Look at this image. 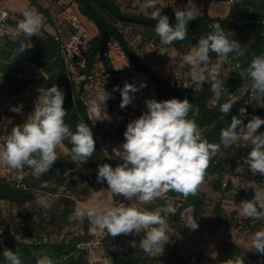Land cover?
<instances>
[{"label": "clouds", "instance_id": "9594fccd", "mask_svg": "<svg viewBox=\"0 0 264 264\" xmlns=\"http://www.w3.org/2000/svg\"><path fill=\"white\" fill-rule=\"evenodd\" d=\"M158 4L159 0H145L139 7L141 10L151 9L149 18L156 21L154 31L161 43L171 45L183 41L188 34L189 22L197 20L199 10L173 5V25L168 15L163 14L166 6ZM22 16L16 28L10 30L13 36L22 33L25 37L20 42L18 56L33 47L30 38L38 36L43 26V17L35 9H25ZM211 28L212 31L206 36L202 35L198 43L182 57L181 63L188 66L187 75L191 81L200 88L204 83H209V91L217 102L222 94L228 95L229 99L220 104V112L224 116L229 114L236 102L249 94L256 100V106L264 107V54L254 56L247 68L239 73L245 81L239 94H229L221 78L223 63L220 61L227 62L231 53L235 54L233 59H236L244 54L245 49L234 39L229 40L219 23L211 25ZM211 54H215L217 61L213 60ZM178 55L175 50L171 53L173 58ZM146 86V83H141L139 88ZM139 88L127 81L123 88L114 86L113 91H119L121 95V109L132 103ZM37 91L39 95L34 110L23 124L14 126L4 142L0 143V163L13 171L30 168L33 177L39 179L53 168L59 159L57 149L63 147L65 140L71 143V161L77 164H84L92 157L96 151V141L84 119L76 125L74 132L65 123L67 110L64 108L65 93L62 89L53 84ZM111 98V93L102 87L94 98L87 101V117L93 125L97 121L111 119L106 112L107 101ZM145 104L147 111L127 124L123 133L125 141L114 149L122 163L114 168L108 163L97 166L98 183L106 182L108 191L114 196L134 202L125 206L124 203L113 205L89 200L84 205L78 204L68 219L80 224L87 220L89 231L106 230L112 237L144 231L145 235L139 241L140 249L148 255H161L164 245L170 242L168 224L162 212L174 215L176 209L169 205L149 211L136 205L151 203L168 192H176L185 199L195 196L221 145L230 148L241 139L250 143L251 147L235 171L243 173L247 167L252 175L264 176V131H260L264 119L258 115H252L249 119L247 108L242 106L239 116H232L229 126L220 130V143L217 144L210 143L203 136L194 118L199 115V108L193 109L187 98L162 101L146 99ZM190 111L193 118H189ZM42 207L46 215L52 202L44 201ZM236 210L242 217L264 220V189H255L250 200H241L236 204ZM184 226L190 230L199 227L191 215L186 217ZM250 240L254 252L264 255V229L256 231ZM2 255L7 264H23L18 252L5 248ZM36 264H55V261L41 251ZM222 264H245V260L241 256H232Z\"/></svg>", "mask_w": 264, "mask_h": 264}, {"label": "trees", "instance_id": "16d2710c", "mask_svg": "<svg viewBox=\"0 0 264 264\" xmlns=\"http://www.w3.org/2000/svg\"><path fill=\"white\" fill-rule=\"evenodd\" d=\"M30 1L31 3H35L36 0ZM70 1L73 3L76 2L78 11L88 19H91L98 28L97 34L88 41V48L83 51L87 61V67L91 68L95 63L102 62L106 69H111L103 50L107 35H115L121 41L132 61L136 62L140 68L144 69L154 79L161 101L172 98L180 100L187 98L193 105V109L196 107L199 108V115L194 118L202 129L203 136L210 143H220V130L229 126L232 116H239V109L242 106L247 108L249 119L252 115H258L264 119V108L262 109L256 106V100L248 105L234 106L229 114L224 116L220 112V104L228 100L224 95L221 96V99L216 105L212 106L209 105L207 98L201 92L195 90L186 92L179 84L176 85L158 79L151 66L146 64L135 51H132L131 46L120 30V25H136L142 28L141 36L143 39L147 38L153 44L160 43L161 41L154 31L156 21L149 18L151 10L149 12L133 9L125 10L117 0ZM69 3H63V6ZM230 5L229 13L226 16L213 17L208 14L207 6L204 2L199 6L197 20L190 21L188 24L187 37L183 41L173 42L170 46L178 51L179 56H182L189 52L193 45L198 43L202 35L206 36L212 31L211 25L219 23L226 33L231 25L244 24L243 27L252 31L255 37L250 43L249 48L244 51V54L235 60L241 64L240 71L246 69L254 56L264 54V0H234ZM163 14L168 15L170 24H175L172 6L166 5L163 9ZM22 18V14H18L16 17L9 15L5 19V27L8 28V32L0 37V78L3 87L6 88V93L10 96L20 95L31 84V79L25 75L24 67L33 66L35 69L41 70L44 74L46 78L45 88L56 84L64 91V108L67 110L65 123L71 127V130L74 132L76 125L84 119L85 123L91 128L94 136V127H91L88 123V113L85 103L79 95V91H76L73 87L60 45L53 38L55 32L50 33L42 29L38 36L30 38L33 47L25 50L20 56L17 55L20 42L24 41L25 37L22 33L13 36L10 30L15 29L18 21ZM211 55L214 56L215 54ZM229 55L233 58L235 54L231 53ZM118 94H120L119 91ZM120 102L121 95L119 100L116 101L120 115V126L116 130H113V132H119L124 137L123 133L126 131L129 117L126 113V108L121 109L119 107ZM109 104L111 106L112 103ZM189 118H193L192 111L189 112ZM94 139L96 141V151L86 163L79 164L84 169V173L75 178L78 181L88 179L91 182H97L96 175L99 164L108 163L114 168L122 163L117 154L105 152L96 138ZM63 145L68 151L67 154L63 155L58 153L59 159L53 168L39 179L33 177L30 168L20 177H7L6 175L0 174V200L16 205H24L36 199L35 195L38 190L53 194L56 193L58 187H67V166L68 159L71 158L72 145L68 140H65ZM239 152H241L240 148L236 144L230 148H224L221 145L218 153L223 154L230 161V167L228 169L225 168L223 162L219 160L214 162L215 157L212 158L205 178H208V176L211 177L210 186L213 190L222 193L223 188L231 187L230 181H228V178H224L223 175H228L232 164L234 165L236 162L235 160ZM262 178L263 176L258 174L250 177V179L256 181ZM76 180L72 181L74 185L77 182ZM99 184L108 189L106 182ZM87 189L88 187L86 186L85 191H83L84 195L87 194ZM254 190L252 188H244L240 191L239 196L250 200L254 195ZM57 196V199L52 202V207L46 215L41 206L39 210L41 215L37 221L29 220L27 217L22 221H17L12 217L11 221L6 223L4 219L0 218L1 223L6 226L0 231V264H7L2 255L5 248L18 252L23 264H36V260L41 251L49 255L55 261V264H89V252L83 245L88 240L85 234L68 233V235H62L60 238H54V240L43 238L40 234V231L47 229L48 226L58 231L62 230L64 228L63 223L67 222L68 217L73 212L74 197L68 193H61ZM113 198L115 200L122 199V197L114 195ZM169 205L174 207L176 212L174 215L162 212V216L165 217L168 224V234L169 229H173L179 234H182L185 230H190L184 226L185 220L182 219V212L186 208H191L190 215L197 220L199 225L198 229L224 223L231 227L240 226L239 222L232 218L234 211H231L228 216L224 215L225 210L220 201L213 203L211 209L212 215L208 218L206 216V197L201 190L195 196H189L187 199L176 192H168L163 198L154 200L146 204L145 207L149 211H154L156 208H166ZM254 222L262 224L264 229V220L253 221L251 218H246L244 221L249 227H252ZM25 223L32 224L33 228L27 229ZM31 231L34 232L35 237L24 240L26 236H32ZM144 235V231L126 235L134 242V245L125 252H118L114 251L112 246L125 235L121 234L117 237H112L104 230L100 243L107 254L104 262L101 264H181L185 260L184 257L182 258L178 254V249H176L175 245H172L168 251L163 252L161 255L145 254L139 247V241ZM232 256L243 257L245 264H264V255L254 252L252 248L240 252L234 243L228 241L219 242L216 256H208L206 262L208 264H222L223 261Z\"/></svg>", "mask_w": 264, "mask_h": 264}, {"label": "rangeland", "instance_id": "374dc122", "mask_svg": "<svg viewBox=\"0 0 264 264\" xmlns=\"http://www.w3.org/2000/svg\"><path fill=\"white\" fill-rule=\"evenodd\" d=\"M191 7V6H188ZM129 8V9H128ZM125 10H136L141 11L139 6L134 7L133 4L130 6H123ZM143 12H149L150 10H142ZM87 26V25H86ZM244 24L231 25L226 31V35L229 40L234 39L239 42L242 47L246 50L249 48L250 43L253 41L255 35L252 31L245 29ZM120 30L123 36L126 38L127 42L138 41L137 48L143 49L146 46V42L149 39H143L141 36L142 28L136 25H120ZM142 39V41H140ZM149 48L150 45H149ZM25 75L31 79V84L18 96H10L6 93V88L3 87L0 78V143L4 142V138L11 133L14 126L21 125L27 119L28 115L34 110L35 101L39 95L37 91L38 88H45V76L41 70L32 67H24ZM262 109L264 107H261ZM260 131H264V126L261 127ZM240 149L239 155L236 158L234 165L232 164L231 170L228 175H223L224 178H228L231 183L230 188H223V192L215 191L210 186L211 177L204 179V183L199 190L203 191L206 197V216L210 218L212 215L213 203L220 201L223 209L225 210L224 215L228 216L231 211H234V215H230L232 218L236 219L240 226L231 227L227 224H217L210 225L205 228L196 230H185L182 234L175 232L173 229H169L170 242L164 245L163 252L168 251V249L175 245L178 249V254L185 260L181 264H208L206 258L208 256L215 257L217 245L219 242L228 241L234 243L240 252H244L250 249L251 236L258 230L263 229V225L254 222L252 227L247 226L244 221L245 217L239 215L236 210V204H239L241 198L239 196L240 191L247 186H251L252 189H259L260 185L253 182L250 177L252 176L250 170L245 167L243 173H237L235 169L238 164L243 163V158L246 157L247 153L250 151V143L240 140L237 146ZM66 147L58 148L57 153L67 154ZM232 159V158H231ZM68 169H67V187L60 186L57 188L56 193H45L41 190L36 192V199L32 202H27L24 205H16L14 203H9L7 201L0 200V218L4 219L6 223L11 221V218H15L17 221H22L25 217L29 220H38L40 213V208L42 202L44 201H55L57 195L61 193H68L74 197L75 203L73 209L79 204L84 205L89 200H95L96 202L111 203L113 205H119L124 203L125 206H130L133 201H129L122 197L120 200H115L113 195L108 191L107 188L103 187L97 182H91L88 179L78 181L75 178L79 177L84 173V169L79 166V164L68 159ZM13 171L10 170L5 164L0 163V174L6 175L7 177H20L25 171ZM76 180V184L72 183ZM88 187L87 194H83L85 187ZM146 204H137L136 206L141 209H146ZM147 210V209H146ZM191 208H186L182 212V219L185 220L187 216L190 215ZM35 217V219H34ZM253 220V219H252ZM254 221V220H253ZM64 228L60 231L48 226L47 229L41 230L40 234L43 238L54 240V238H60L62 235L72 234H85L88 238L83 245L87 248L89 264H101L106 258L107 252L102 247L100 241L101 236L104 234V230L99 229L96 232L89 231V222L85 220L84 224L72 221L64 222ZM27 229L33 228V225L25 223ZM5 224L1 223L0 220V231L4 229ZM32 236H26L24 240L30 237L34 238V232L31 231ZM134 242L129 239L126 235L120 240L113 244V250L118 252H125L127 249L131 248Z\"/></svg>", "mask_w": 264, "mask_h": 264}, {"label": "built area", "instance_id": "2783aa9c", "mask_svg": "<svg viewBox=\"0 0 264 264\" xmlns=\"http://www.w3.org/2000/svg\"><path fill=\"white\" fill-rule=\"evenodd\" d=\"M227 5L234 0H221ZM65 14V26L59 27L53 36L59 45L62 54L64 55V61L69 73V78L73 83V87L76 91H79V95L82 97L86 110L87 101L94 98L98 91L102 87L109 93L112 98L107 101L106 112L111 117L110 120H104L103 122L97 121L94 125L91 120L88 119V123L91 127H94V138L99 142L105 152H113L114 149L119 148L125 141V138L121 136L119 132H113L120 126L119 109H117L116 101L119 100L120 94L118 91H113L114 86L122 87L127 81L134 84L139 88L141 83H146V87L139 88L134 96L132 103L126 107V113L129 117L128 123L138 117L143 112L147 111L145 101L146 99H156L161 101L160 95L157 90V85L154 79L151 78L149 73L140 68L136 62L132 61L130 55L125 51L119 38H116L113 34H108L104 44V54L107 58L111 69H106L102 62H97L87 67V61L84 57V48L88 41V29L84 25L79 11L72 4H65L62 8ZM9 16L7 10H0V37L4 33L8 32V28L5 27V19ZM153 44V43H152ZM154 45V44H153ZM182 56H179L175 65L162 70H157L151 67L158 79L172 84H179L186 92L199 91L207 98L209 105H216L217 101L213 94L209 91L210 84L204 83L202 88L197 84H194L190 77L187 75L188 66L181 63ZM214 61H217V57L212 56ZM223 68L221 71V78L225 82V88L229 94L238 95L241 87L245 83L243 78L239 75L241 72V64L237 60L231 58L229 55L228 61L223 62ZM250 84V81H247ZM229 99L227 94H222ZM250 95V94H249ZM245 95L234 106L248 105L255 99ZM109 103H112L111 106ZM219 160L225 164V168L230 167V161L220 153L214 158V162Z\"/></svg>", "mask_w": 264, "mask_h": 264}, {"label": "crops", "instance_id": "0c3cea01", "mask_svg": "<svg viewBox=\"0 0 264 264\" xmlns=\"http://www.w3.org/2000/svg\"><path fill=\"white\" fill-rule=\"evenodd\" d=\"M121 7L130 6L133 4L134 7L139 6L141 3H144L145 0H117ZM70 2L73 7L78 11L77 3L71 2L70 0H36L35 3H31L30 0H0V10H7L11 17H16L18 14H22L25 9H35L43 17V26L42 29L50 33L55 32L59 27L65 26V14L62 11L63 3ZM205 2L207 6V12L210 16L213 17H224L229 13L230 6L221 0H159L158 6L173 5L183 8L185 6H191L192 8L199 9V6ZM129 9V8H128ZM151 10V9H147ZM80 13V11H79ZM81 15L84 25H87L88 29V41L91 37L95 36L98 32L97 25L91 19H88L86 16ZM88 41L85 45L84 51L88 48ZM142 41V39H140ZM132 51L142 58V60L150 65L151 67L162 70L174 66L179 55L176 57H171L173 50L178 52L170 45L163 43L152 44L150 40L146 42V46L143 49L137 48L138 41L133 44V42L128 43ZM149 45L151 48H149ZM192 48V47H191ZM190 48V49H191ZM240 140L235 144L238 146ZM241 149V148H240ZM242 153V152H241ZM259 175V174H258ZM253 182L259 184V189H264V176L261 180H254Z\"/></svg>", "mask_w": 264, "mask_h": 264}]
</instances>
